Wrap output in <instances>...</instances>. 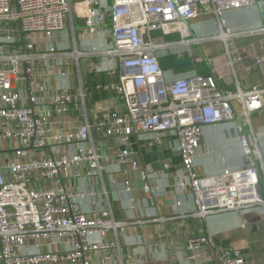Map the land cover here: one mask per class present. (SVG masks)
<instances>
[{"label": "built area", "instance_id": "2783aa9c", "mask_svg": "<svg viewBox=\"0 0 264 264\" xmlns=\"http://www.w3.org/2000/svg\"><path fill=\"white\" fill-rule=\"evenodd\" d=\"M263 0H0V144H14L13 157L0 163V261L2 264H94L93 254L119 247L107 240L108 233L124 228L129 222L114 217L111 207L92 212L81 209L90 194L68 190L64 179L82 178L78 167L86 164V177L102 176V159L109 160L96 148L92 126L86 121L76 134H52L47 117H40L33 104L44 111L42 99L24 96L22 86L36 84L37 59H49L59 52L47 45L35 52L37 38L51 40L65 30L66 20L74 12L84 22L85 30L110 34L111 46L97 52L115 62L111 69L119 82L117 90L125 101L124 112H113L100 122L106 136L117 137L121 147L134 134L151 133L157 141L170 133L177 141L185 179L190 186L195 210L189 216L205 218L220 212L246 214L264 208V181H261L256 139L246 132L240 135L246 157L244 168H226L216 174L199 175L195 157L206 126L242 120L251 124L252 115L264 113V83L250 90L225 91L218 83L217 70L167 78L161 67L163 51L177 45L201 44L205 38L192 36L190 23L201 16L215 15L222 26L223 15L232 9L250 8ZM73 24V22H72ZM252 32V31H251ZM264 34V26L255 29ZM161 33V36L157 35ZM180 34L177 41L164 36ZM213 37V36H212ZM214 38L210 39H215ZM67 54V53H63ZM264 65V55L256 59ZM58 114L66 113L70 104L82 102V91L75 94L68 87L50 97ZM31 102V105L28 103ZM76 141V150L42 157L40 151L54 143ZM156 141V142H157ZM53 152V153H52ZM119 164L130 163L134 171L138 162L128 150L116 152ZM167 168V166H166ZM147 179V175L143 174ZM48 181L56 187L41 186ZM34 182L41 183L40 186ZM131 184L126 182V191ZM144 190L152 196L147 182ZM180 205V203H178ZM154 221H164L154 218ZM139 222V221H137ZM247 220H243L245 227ZM213 251L220 264H243L240 250L216 245ZM105 264H133L131 260Z\"/></svg>", "mask_w": 264, "mask_h": 264}, {"label": "crops", "instance_id": "0c3cea01", "mask_svg": "<svg viewBox=\"0 0 264 264\" xmlns=\"http://www.w3.org/2000/svg\"><path fill=\"white\" fill-rule=\"evenodd\" d=\"M259 5L227 11L223 15L222 26L215 15L191 21L192 36L205 40L201 44L177 45L163 51L159 59L167 78L173 80L215 69L218 83L225 91H235L238 87L247 91L264 83V65L255 63L264 55V34L255 32L264 26ZM157 35L161 36V33ZM164 39L177 41L181 36L170 34ZM36 41L35 52L46 51L49 45L59 54L49 59H37L36 84L23 85V95L29 97L32 94L42 99L44 111L39 114L41 108L36 102L33 106L40 117H47L52 134H76L88 121L97 150L109 157V160L102 159L104 171L101 177H86L87 166L84 164L77 168L83 177L75 178L76 169H73L72 176L64 179V186L68 190L90 194L81 202L83 211L111 207L116 220L129 222L117 232L108 233L107 240L117 242L119 247L95 252L94 264L120 261L121 257L133 264H220L213 251L216 245L240 250L245 258L243 264H264V208L246 214L220 212L205 218L189 216L194 212L195 204L190 186L179 185L186 177L183 168L146 174L138 158L133 157L130 144L127 145L128 151L137 160L138 170L134 171L130 163L119 164L115 157L121 149L119 138L106 136L105 128L99 125L111 113L125 110L124 97L116 88L119 77L111 72L116 64L97 52L111 46L110 34L101 31L88 33L83 20L74 12L73 20H66L65 30L57 32L51 40L37 38ZM63 87L70 88L75 94L82 91L84 104L71 103L69 111L62 114L53 110L47 112L48 106L49 110L53 108L50 97ZM241 123L242 120L237 118L234 122L205 127L201 147L195 157V171L199 175L216 174L226 168H244L246 157L240 135L246 132L252 140L256 139L262 158L259 162L260 177L264 181V113L252 115L251 124H244V131L237 127ZM138 137L146 145L157 141L156 135L151 133ZM160 142H168L173 151H179L177 141L170 133L157 141ZM10 147H14L11 142L0 144V163L13 157ZM51 149L56 155L71 153L76 150V141L66 140L60 145L51 143L39 155L49 156ZM166 166L172 168L170 163ZM127 181L131 184L129 191H126ZM147 182L152 187V196L144 190ZM34 185L40 186L41 183L34 182ZM41 186L56 187L57 183L48 181ZM260 191L264 192L262 186ZM154 218H163L164 221H154ZM243 220H247L245 227L242 226ZM194 241H203L206 247L200 246L196 252L191 250L193 253L188 254L185 245Z\"/></svg>", "mask_w": 264, "mask_h": 264}, {"label": "water", "instance_id": "95a60500", "mask_svg": "<svg viewBox=\"0 0 264 264\" xmlns=\"http://www.w3.org/2000/svg\"><path fill=\"white\" fill-rule=\"evenodd\" d=\"M259 6L264 18V2L260 3ZM139 135L140 134L131 135L128 144L132 145L131 150L133 149V157L138 158V162L144 173H153L159 170L172 172L177 168H183L180 151H173L168 142L143 144L139 140ZM127 145L122 146L121 149L129 150ZM169 163L172 165V168H166V165ZM185 246L188 254H191L196 252V249L200 246L206 247V243L203 241H194L191 245L186 243ZM191 250H193V252H191Z\"/></svg>", "mask_w": 264, "mask_h": 264}, {"label": "rangeland", "instance_id": "374dc122", "mask_svg": "<svg viewBox=\"0 0 264 264\" xmlns=\"http://www.w3.org/2000/svg\"><path fill=\"white\" fill-rule=\"evenodd\" d=\"M167 39H172V38H170V37H167ZM10 150H14V148L13 147H10ZM13 151H11L10 153H12ZM0 264H2V262L0 261Z\"/></svg>", "mask_w": 264, "mask_h": 264}]
</instances>
